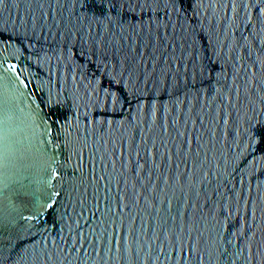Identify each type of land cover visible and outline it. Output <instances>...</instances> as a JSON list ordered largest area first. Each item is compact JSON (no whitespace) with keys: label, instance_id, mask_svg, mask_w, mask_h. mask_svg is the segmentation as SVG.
Instances as JSON below:
<instances>
[{"label":"water","instance_id":"obj_1","mask_svg":"<svg viewBox=\"0 0 264 264\" xmlns=\"http://www.w3.org/2000/svg\"><path fill=\"white\" fill-rule=\"evenodd\" d=\"M141 2L109 20L73 0H0V264H264V14L191 0L186 22ZM151 21L206 32L198 92L109 86L118 69L94 44Z\"/></svg>","mask_w":264,"mask_h":264},{"label":"snow or ice","instance_id":"obj_2","mask_svg":"<svg viewBox=\"0 0 264 264\" xmlns=\"http://www.w3.org/2000/svg\"><path fill=\"white\" fill-rule=\"evenodd\" d=\"M159 3L160 0H142L141 3H137V7H140L141 10L147 7L152 11V5H159ZM163 3L168 20L172 19V15H175L177 20L186 22L191 19L188 15V8L195 7L191 0H187V6L186 0H163ZM250 3L257 12L264 14V0H250ZM77 4L81 8L92 9L94 14L98 9L100 16L109 20L112 17L107 15L108 13H114L120 17L126 9L134 11L130 6V0H73V6L75 7ZM243 6L246 8L248 4ZM195 15L198 17V13ZM260 22L264 24V16L260 18ZM132 28L135 37H139V39L121 36L118 40L105 41L103 46L97 41L91 50V54L100 59V64L109 70V74L111 70L118 69L116 75H111L110 87L115 86L118 92L127 93L129 84L151 82L153 87L158 85L165 92H168L169 89L180 90L181 86L184 90L199 91L197 85L202 84L210 75L211 57L207 55V45L210 44V40L207 38L206 32L199 30L198 23L187 27L181 25L179 33L176 32L175 25L156 23L155 21L139 27L132 25ZM68 31L69 35H72V29L69 28ZM204 59H207L209 63L205 64ZM157 65H160L159 72H157ZM138 91L139 89H135L131 93L133 99L138 98ZM108 97L110 101H113L114 94L109 92ZM121 99L125 104L132 102L127 99V95L124 97L115 96L113 102L119 103ZM253 141L257 146L264 144V124H258L255 128ZM138 169L139 162L137 161L136 167L132 171L137 177L138 183L146 193L152 196L154 201H160V192L163 189L154 190L152 170L146 171L145 178L148 183H145V178L140 177ZM174 179L182 189L180 181ZM144 199L147 200V196ZM163 202L166 203V201ZM223 211L225 209H222Z\"/></svg>","mask_w":264,"mask_h":264}]
</instances>
